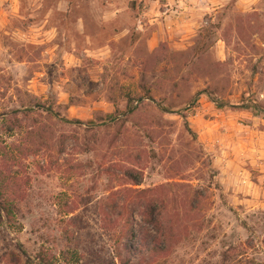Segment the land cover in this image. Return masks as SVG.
<instances>
[{"label": "rangeland", "instance_id": "rangeland-1", "mask_svg": "<svg viewBox=\"0 0 264 264\" xmlns=\"http://www.w3.org/2000/svg\"><path fill=\"white\" fill-rule=\"evenodd\" d=\"M0 114V264L136 261L142 188L150 264H264V0H0Z\"/></svg>", "mask_w": 264, "mask_h": 264}, {"label": "trees", "instance_id": "trees-1", "mask_svg": "<svg viewBox=\"0 0 264 264\" xmlns=\"http://www.w3.org/2000/svg\"><path fill=\"white\" fill-rule=\"evenodd\" d=\"M139 97L140 96H138L137 99ZM142 97L151 99L152 96L149 94V90L147 89L144 91V95ZM126 105L129 111L131 109L130 98L127 99ZM163 109L166 111H174L171 106ZM46 110L52 112L49 107H47ZM52 113L57 114V112L54 111ZM151 190L152 188H142L137 191L139 196L143 198L139 204L138 210L139 223L136 226L129 220L125 221L121 232L122 242L120 243V247L130 253H138V259L132 262L124 259L120 256L118 248L114 252V256L118 259V264H141V261L146 264H150L151 260L153 261V259H155L154 257H151L152 254L167 250V235L163 227L164 225L161 212L156 206L152 193L145 194V192H149ZM196 192H199V190H196ZM11 204L12 202H9V199L6 197L0 186V218H7L9 205ZM146 226H148V228ZM37 264H47V258H45L43 254H38Z\"/></svg>", "mask_w": 264, "mask_h": 264}, {"label": "crops", "instance_id": "crops-1", "mask_svg": "<svg viewBox=\"0 0 264 264\" xmlns=\"http://www.w3.org/2000/svg\"><path fill=\"white\" fill-rule=\"evenodd\" d=\"M173 1V0H172ZM173 3V2H172ZM174 5H176V4H174ZM212 119H206V121L204 122V125H206V127H208L207 125H209L210 123H212ZM217 163V164H216ZM215 163V167H216V169H217V171L219 172H223L225 169H222L223 168V165L222 164H220V163H218V162H216Z\"/></svg>", "mask_w": 264, "mask_h": 264}]
</instances>
